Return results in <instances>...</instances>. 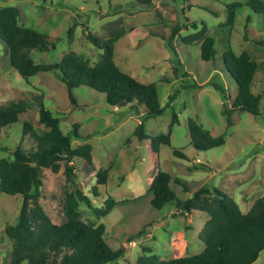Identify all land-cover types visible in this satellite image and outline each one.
<instances>
[{"label": "rangeland", "instance_id": "obj_1", "mask_svg": "<svg viewBox=\"0 0 264 264\" xmlns=\"http://www.w3.org/2000/svg\"><path fill=\"white\" fill-rule=\"evenodd\" d=\"M248 2L152 0V7L145 9L136 0L0 1V10L18 9L21 26L47 37L49 49L30 54L35 64L60 63L64 56L75 53L93 66L103 57L104 49L97 48L88 35L98 38L103 47L115 34L123 35L114 46L116 65L142 84H156L159 102L165 108L162 115L150 118L144 106L137 110L110 107L104 94L87 87L74 90L76 107L54 73L23 79L11 67L8 47L0 41V105L43 95V104L61 119L65 134L74 131L73 125L79 123L82 139L75 140L74 147L90 144L93 148V166L83 160L74 161L73 184L66 180L64 167L57 174L42 171L40 204L54 224L65 222L66 192L79 190L90 197L93 205L90 209L79 203L82 221L88 225L104 224V237L112 250L126 248L124 259L116 264H137L143 247L152 249V255L161 260H171L195 256L205 249L198 238L205 223L204 216L190 219L176 214L177 202L161 210L152 208L149 190L159 170L186 182L187 193L171 183L183 201L203 186L219 188L235 198L245 213L264 196V98L259 117L236 111L233 104L237 84L223 61L229 48L237 55L248 52L262 65L252 92H264V16L245 7ZM234 3L244 7L232 28L225 24L229 6ZM248 17L251 22L247 28ZM202 29L216 41L212 62L201 59V41H183ZM174 114L179 123L173 127L171 147L160 146L156 153L153 140L167 135ZM190 119L197 120L213 137L224 136L226 144L208 152L196 151L189 135ZM141 122L149 140L139 141L133 135ZM24 124L41 135L48 131L39 123L35 105L20 116L18 124L0 135V159L10 157L18 146L26 151L34 148L31 133L23 135ZM174 150H180L186 159L176 157ZM99 171H107L109 178L106 186H98L100 196L95 197V175ZM108 199L124 202L104 218L99 211L106 207ZM21 205V196L0 193V264L10 262L12 245L5 231L15 223ZM255 264H264V252Z\"/></svg>", "mask_w": 264, "mask_h": 264}, {"label": "trees", "instance_id": "obj_2", "mask_svg": "<svg viewBox=\"0 0 264 264\" xmlns=\"http://www.w3.org/2000/svg\"><path fill=\"white\" fill-rule=\"evenodd\" d=\"M1 1V0H0ZM143 8L152 7V0H136ZM244 5L234 3L229 6V17L225 25H236L237 14ZM245 7L264 16V1L249 0ZM251 18H247V25ZM193 27L197 29L194 24ZM177 31V28L175 29ZM202 29L197 34L183 39L184 43L201 41V59L212 62L216 56V41ZM176 34V33H175ZM123 35L115 34L104 43L88 35L90 41L99 49H104L101 60L90 65L81 56L69 53L60 63L35 64L30 57L32 51L48 50L47 37L33 29L20 25V12L16 8L0 10V41L8 47L9 61L19 75L28 80L39 73H54L67 88L70 103L77 107L74 90L87 87L105 95L107 105L115 108L129 106L137 110L147 109L148 117H157L165 112L159 102L156 84H142L135 78L120 71L114 60V46ZM249 37L246 35L245 37ZM256 39V37H254ZM103 47V48H102ZM225 70L237 84L238 94L233 107L236 111L247 112L254 117L262 114V94L252 92L257 71L262 68L248 52L237 55L229 48L223 55ZM260 67V68H259ZM44 96L10 101L0 105V135L20 121V116L35 105L38 107L39 123L48 131L39 134L29 124H24L23 135L31 133L34 148L30 151L18 146L10 157L0 159V193L21 196L22 205L15 223L8 225L6 235L11 241L9 264H116L124 259L126 248L112 250L105 240L104 224L88 225L82 221L78 211L79 203L93 209L92 200L81 191L66 192L65 222L56 225L40 204L43 188L42 171L50 170L57 174L64 167L66 180L74 183L76 176L74 161L83 160L93 166V148L90 144L74 147V142L82 139L78 133L79 123L73 125L72 132L65 134L61 129V119L56 117L43 104ZM179 123L174 114L167 135L154 138L155 152L160 146L171 147L173 127ZM191 145L198 152H208L226 144V138L213 137L197 120L188 121ZM139 141L149 140L145 124L141 122L134 134ZM174 155L181 159L186 156L180 150ZM63 164V166L61 165ZM97 186L93 195L99 197L98 186H106L109 178L107 171L96 173ZM182 187L187 193L186 182L159 170L154 177L149 193L150 204L155 210L177 202V210L183 214L194 211L208 215L209 219L199 234L205 249L198 255L171 260H161L152 255V249L142 248L137 264H255L264 252V196L257 199L249 212L243 213L240 206L219 188L203 186L191 198L180 200L171 188V183ZM121 202L113 199L106 201L100 210L107 217ZM142 232L138 234L140 236ZM129 241H132L129 239Z\"/></svg>", "mask_w": 264, "mask_h": 264}, {"label": "crops", "instance_id": "obj_3", "mask_svg": "<svg viewBox=\"0 0 264 264\" xmlns=\"http://www.w3.org/2000/svg\"><path fill=\"white\" fill-rule=\"evenodd\" d=\"M153 181V180H152ZM184 191V190H183ZM233 198V197H232ZM233 199H235V198H233ZM187 200V199H186ZM185 201V200H184ZM239 206H240V209L242 210V206L240 205V203L238 204ZM252 206H253V204L250 206V207H248L247 209H245V211H247V212H249L250 211V209L252 208ZM176 214H181V215H187V216H189V218L190 219H198L199 218V216L200 217H202V216H204V218H203V223H205L206 224V222L208 221V219H209V217H208V215L207 214H205V213H202V212H198V211H194V212H192L191 214H183V212H180V211H178V210H176ZM247 212H245V213H247ZM172 217H176V216H172ZM203 223H201L202 225H203ZM205 224H204V226H205ZM153 225V224H152ZM152 225H150V226H152ZM204 228V227H203ZM199 238V237H198ZM200 240V239H199ZM175 245H173V247H174ZM187 246H189V245H187ZM186 246V247H187ZM179 247L181 248V247H184L183 245L181 246V245H179ZM175 248H177V245H176V247ZM182 256L184 255V254H181ZM181 258H183V257H181ZM174 259H177V258H174Z\"/></svg>", "mask_w": 264, "mask_h": 264}]
</instances>
